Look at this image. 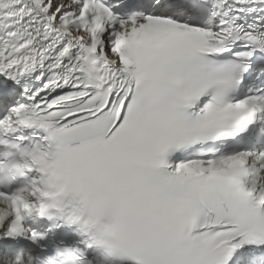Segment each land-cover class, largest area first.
Returning a JSON list of instances; mask_svg holds the SVG:
<instances>
[{
  "label": "snow or ice",
  "instance_id": "obj_1",
  "mask_svg": "<svg viewBox=\"0 0 264 264\" xmlns=\"http://www.w3.org/2000/svg\"><path fill=\"white\" fill-rule=\"evenodd\" d=\"M0 264H264V0H0Z\"/></svg>",
  "mask_w": 264,
  "mask_h": 264
}]
</instances>
